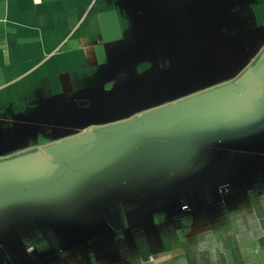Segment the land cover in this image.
<instances>
[{
	"label": "crops",
	"instance_id": "1",
	"mask_svg": "<svg viewBox=\"0 0 264 264\" xmlns=\"http://www.w3.org/2000/svg\"><path fill=\"white\" fill-rule=\"evenodd\" d=\"M0 264H264V0H0Z\"/></svg>",
	"mask_w": 264,
	"mask_h": 264
}]
</instances>
